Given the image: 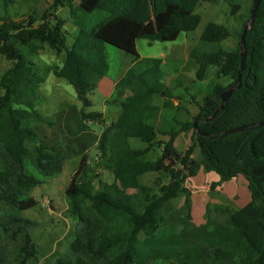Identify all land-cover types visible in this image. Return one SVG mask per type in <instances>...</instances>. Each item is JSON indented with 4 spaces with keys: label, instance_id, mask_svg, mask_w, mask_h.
<instances>
[{
    "label": "trees",
    "instance_id": "16d2710c",
    "mask_svg": "<svg viewBox=\"0 0 264 264\" xmlns=\"http://www.w3.org/2000/svg\"><path fill=\"white\" fill-rule=\"evenodd\" d=\"M215 1L53 0L36 25L32 17L12 20L8 7L14 0H0V55L11 64L0 76V264H39L30 234L38 223L21 212L37 205L29 194L41 181L26 169L31 166L41 177L50 178L68 162L77 165L64 195L76 233L64 254L49 264H264V126L223 135L228 129L264 121V0L246 34L241 86L213 118L220 93L237 78L239 37L250 10L237 33L236 49L191 51L198 81L215 68L228 84L210 83L201 102L195 103L192 121L175 117L169 131L156 128L159 113L188 110L164 82L166 62L142 59L136 50L137 40L171 42L180 33L196 30L200 22L196 7ZM66 6L75 27L70 46L64 22L55 15ZM95 13L105 16L91 24L88 18ZM229 37L227 29L209 23L200 40L218 44ZM44 45L64 53L61 67L52 73L73 87L82 104L76 126H65L69 138L63 147L57 140H47L43 129L57 128L64 113L54 120L36 109L44 78L17 49L26 46L33 54ZM106 45L132 56L134 62L105 100L119 107L117 118L97 135L86 128L101 114L85 109L92 106L88 95L108 73ZM195 119L197 129L210 137L196 133ZM189 132L192 144L177 152L174 142ZM159 135L168 139L158 140ZM132 141L143 147H133ZM94 147L98 153L91 166L88 152ZM154 148L161 150L158 157L148 159ZM195 148L198 160L192 157ZM100 169L112 175L111 184L101 181ZM201 170L219 178L210 189L242 177L249 202L239 209L206 207L204 223L195 225L191 191L185 183ZM150 175L157 176L151 186L143 183ZM163 178L168 181L162 183ZM181 196L182 206L175 207L173 202Z\"/></svg>",
    "mask_w": 264,
    "mask_h": 264
},
{
    "label": "rangeland",
    "instance_id": "374dc122",
    "mask_svg": "<svg viewBox=\"0 0 264 264\" xmlns=\"http://www.w3.org/2000/svg\"><path fill=\"white\" fill-rule=\"evenodd\" d=\"M52 3L53 0H14V4L8 7V12L12 20L18 21L32 17L37 25L43 11L49 8ZM251 5L252 0L201 2L194 11V14L200 18L196 30L180 33L178 38L171 42L150 43L147 40H137L136 50L140 58H160L166 62L164 72L167 76L164 78V82L170 86L176 95L182 97V106L188 110V113L178 114L172 111H161L155 123L158 130L169 131L174 126L172 119L175 117L180 121H192L197 113L195 103L201 102L207 92L208 85L215 82L223 86L228 84L226 79L216 75L215 68H209L203 80L198 81L195 77L197 65L190 58V53L192 50L213 52L219 49L224 51L236 49L237 33L242 27V20L248 14ZM55 15L64 22L63 32L67 45L70 46L74 39L75 27L70 21L69 8L67 6L59 7L55 11ZM104 16L103 13H95L89 16L88 20L91 24H95ZM209 23L224 27L230 33V37L218 44L201 41L200 36ZM17 49L27 61L33 64L34 70L44 78V82L37 90L39 104L36 109L44 116L51 117L54 120L58 113H64L65 118L59 123L60 125L56 126L57 128L43 129V135L47 137V140H57L63 147L67 144L65 138H69L65 126L67 124L76 126L79 118L78 112L82 109V104L77 99L73 87L64 79L57 78L52 73L55 68L61 67L64 53H57L46 45L33 54L26 46H17ZM105 52L109 66L105 78L112 80L109 83L105 81V88L108 89V87L113 86L114 81L122 77L125 71L132 66L134 58L110 45L105 46ZM10 65V62L0 55V76ZM2 93V89H0V96ZM106 94L108 93L102 92L97 87L94 92L88 95L92 106L86 108L85 111L87 113H100L101 117L96 122L87 124V132L93 131L100 135L102 130L117 118L120 109L112 103L105 102L109 98L106 99ZM191 96H195L194 101L191 100ZM191 138L190 132L181 135L174 142L177 152H184L192 144ZM167 139L168 137L158 136V140L165 141ZM132 146L136 148L143 147L138 141H132ZM160 151L158 148H154L147 158L156 159ZM97 153L95 147L88 152L91 166H94L96 162ZM192 157L197 160L200 159L198 148L194 149ZM76 167L75 162H68L59 174L50 178L41 177L31 166L26 169L28 174L41 181L29 194L37 202V205L30 210L21 212L22 217L38 223V226L31 230L30 234L37 245L39 264L53 263L59 259L75 237L76 220L67 213L64 195ZM97 172L102 182L106 184L113 182V177L108 172L102 169ZM155 177L157 176L150 175L143 183L150 186L154 185ZM218 180L219 178L215 173L201 170L195 178L186 181L185 186L191 191L192 222L195 225L204 223L206 207L220 205L239 209L250 200L247 183L242 177L223 183L215 189H210V184ZM167 181V179H164L162 183ZM183 199L181 196L175 200L173 202L174 206L181 207ZM210 215L214 217V213Z\"/></svg>",
    "mask_w": 264,
    "mask_h": 264
},
{
    "label": "water",
    "instance_id": "95a60500",
    "mask_svg": "<svg viewBox=\"0 0 264 264\" xmlns=\"http://www.w3.org/2000/svg\"><path fill=\"white\" fill-rule=\"evenodd\" d=\"M260 0H252V6L250 9V14H249V18L248 20L244 23L243 28H242V32L240 34L239 37V50H240V64H239V68H238V72H237V78L236 80L233 82V84L231 86H229L226 90H224L223 92L220 93L219 98H220V105L215 109L213 115L211 116V118H213L218 112H220L221 110H223L226 102L230 99L232 93L234 92L235 89L240 88L241 86V76L242 73L244 71L245 68V49H244V45H245V38H246V34L250 29V25L253 23L254 17H255V13L257 11V8L259 6ZM208 120V119H206ZM197 120L195 119L193 122V126L195 128L196 133L199 136H204V137H210L209 134L206 133H202L201 131H199L197 129ZM263 127L264 126V121L256 123V124H251V125H246V126H238V127H234L231 129H228L226 131L223 132L224 136L227 135H231L234 133H238L241 131H245L250 127Z\"/></svg>",
    "mask_w": 264,
    "mask_h": 264
},
{
    "label": "crops",
    "instance_id": "0c3cea01",
    "mask_svg": "<svg viewBox=\"0 0 264 264\" xmlns=\"http://www.w3.org/2000/svg\"><path fill=\"white\" fill-rule=\"evenodd\" d=\"M105 81H108V83H109V81H111L112 82V80H110V79H108L107 80V78H103L100 82H99V86H98V88L102 91V92H104V93H108V94H106V99L108 98V97H110V95L112 94V91H113V87H114V83H115V81H114V83H113V86H110V87H108V89L107 88H105ZM249 202V201H248ZM247 202V203H248ZM246 203V204H247ZM245 204V205H246ZM243 207V206H242ZM241 208V207H240Z\"/></svg>",
    "mask_w": 264,
    "mask_h": 264
}]
</instances>
